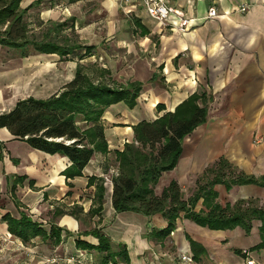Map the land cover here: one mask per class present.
<instances>
[{"label":"crops","instance_id":"1","mask_svg":"<svg viewBox=\"0 0 264 264\" xmlns=\"http://www.w3.org/2000/svg\"><path fill=\"white\" fill-rule=\"evenodd\" d=\"M35 1L22 0L21 7ZM45 1L32 8L40 13L29 10L30 27L40 31L50 21L74 19L71 23L80 42L93 45L94 55L65 61L58 54L33 53L0 60V113L12 110L20 99L47 98L60 91L74 79L78 61L96 62L92 65L98 71L107 69L110 84L140 81L143 88L134 108L120 102L107 109L103 119L109 152L96 153L82 176L67 178L63 174L71 165L67 157L36 150L0 128V264H50V258L53 264L99 260L96 251L75 244L79 234L97 244V238L82 235L95 227L111 238L114 250L121 243L127 246L130 264H184L183 251L194 255L190 264H245V250L264 264L260 220H252L249 230L211 229L181 215L174 231L159 241L148 234L167 225L164 216L117 212L114 186L105 181L108 170L118 163L115 150L134 141L133 126L174 112L193 94L203 95L205 100L198 104L207 107V119L184 138L178 163L163 172L156 194L177 180L189 196L206 168L222 157L247 175L264 176V0H172L194 18L184 34L162 25L141 6L121 0H59L54 6ZM243 4L249 5L248 10H239ZM211 6L220 14L215 19L206 17ZM84 65L89 73V65ZM99 78L94 79L99 82ZM93 176L103 177L106 187L101 217L87 214L95 206L96 184H89ZM215 189L223 207L254 199L264 209V186L234 185L228 190L218 184ZM76 206L81 207L80 218L68 213ZM202 208L201 199L195 210ZM56 209L66 213L55 216ZM6 213L18 219L27 215L47 230L56 223L63 235L67 231L71 235L47 258L40 252L44 240L37 237L25 243L13 235L2 220Z\"/></svg>","mask_w":264,"mask_h":264},{"label":"trees","instance_id":"2","mask_svg":"<svg viewBox=\"0 0 264 264\" xmlns=\"http://www.w3.org/2000/svg\"><path fill=\"white\" fill-rule=\"evenodd\" d=\"M21 1L0 0V45L3 48L17 51L20 57L33 53L58 54L65 61L94 55L93 45L80 42L71 23L74 19L50 21L47 28L36 31L30 27L32 22L27 14L33 7L41 6L43 0L26 8L21 7ZM57 1L50 0L51 6L59 3ZM38 23L42 25V21ZM109 74L107 69H100L99 82H96L85 65L78 61L74 79L57 93L47 98L20 99L12 110L0 113V128H7L17 139L26 141L36 150L67 157L71 162L63 171L67 178L82 176L96 153L109 152L103 119L107 109L120 102L134 108L143 88L140 81L110 84ZM199 100H205L203 95L193 94L174 112H167L153 121L142 120L133 126L134 141L122 150H115L118 163L111 169L117 168L119 174L112 176L113 206L117 212L134 211L147 216L161 213L167 225L148 234L149 238L159 241L174 231L181 215L211 229L242 226L249 230L252 220L258 219L262 222L259 247H264V209L258 207L254 199H239L223 207L215 189L218 184H224L228 190L234 185L264 186V176L247 175L222 157L206 168L189 196L177 180H172L162 193L155 192L163 172L176 167L184 138L207 119L208 109L200 106ZM89 184H96V196L95 206L87 214L101 217L106 191L104 178L90 177ZM201 199L204 208L196 211ZM80 212L79 206L68 211L76 218H80ZM64 213L66 211L56 209L55 216ZM2 220L7 221L9 231L25 243L41 237L45 243L56 247L71 235L68 231L63 235L62 227L56 223H52L49 230L44 229L38 221L24 214L18 219L6 213ZM82 235L98 239L94 244L82 239L81 234L75 238L78 249L93 250L99 255V260L84 259V264H130L127 246L121 243L114 250L111 238L101 228L84 231ZM191 243L197 247L194 241Z\"/></svg>","mask_w":264,"mask_h":264},{"label":"built area","instance_id":"3","mask_svg":"<svg viewBox=\"0 0 264 264\" xmlns=\"http://www.w3.org/2000/svg\"><path fill=\"white\" fill-rule=\"evenodd\" d=\"M123 4L134 5L136 7L141 6L150 17L160 22L164 26H172L180 34L187 33L190 30V25L194 18L188 16V14L180 7L174 6L172 0H121ZM203 1V0H196ZM249 5L243 4L239 7V10H248ZM220 14L216 6H211L207 12L208 19H215ZM119 170L112 168L110 172L105 176L106 183L113 184L112 176L118 175ZM245 264H258L252 257L249 256V251L245 250ZM195 257L190 251H183L180 255V261L184 264H190L194 262Z\"/></svg>","mask_w":264,"mask_h":264},{"label":"rangeland","instance_id":"4","mask_svg":"<svg viewBox=\"0 0 264 264\" xmlns=\"http://www.w3.org/2000/svg\"><path fill=\"white\" fill-rule=\"evenodd\" d=\"M46 3H47V6H50L51 5V3H50V0H46L45 1ZM57 2H59V3H61L62 1H57ZM49 4V5H48ZM38 8V7H37ZM69 12V11H68ZM31 13L32 14H34V15H36L37 13H40V11H38L36 8H34V9H32L31 10ZM84 15H86V17H87V15H88V13H85ZM84 41V40H83ZM13 58L14 57V59L15 58H20V55L18 54V52L17 51H15V50H13V49H9V48H3L2 46H0V60L1 61H3V62H6L7 61V59L8 58ZM89 59V58H88ZM84 64H86V65H89V66H91L93 63H94V65H95V63L96 62H90L89 60L88 61H85V62H83ZM101 65V64H100ZM89 66H87L88 67V72L92 75V77L93 78H98L99 77V71H98V67H95V66H93L92 65V67H89ZM102 66V65H101ZM189 191H192V188L189 190ZM48 217H50V214H48L47 215ZM45 244V246H43L42 244H41V249H40V252L42 253H45V256L48 258L49 256H51V254L52 253H54V251H53V249H54V247H52L51 245H49L48 243H44ZM31 248L32 249H34L35 248V250H37L38 251V246H37V248L36 247H34L33 248V244H31ZM60 252V251H59ZM52 258H50L49 260H48V262L50 263V264H53L52 262Z\"/></svg>","mask_w":264,"mask_h":264}]
</instances>
